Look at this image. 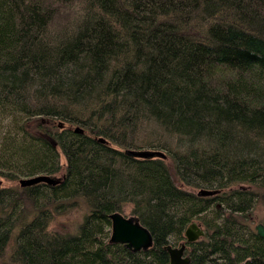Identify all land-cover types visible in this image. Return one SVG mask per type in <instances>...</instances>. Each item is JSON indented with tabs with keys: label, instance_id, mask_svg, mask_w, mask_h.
Returning <instances> with one entry per match:
<instances>
[{
	"label": "trees",
	"instance_id": "1",
	"mask_svg": "<svg viewBox=\"0 0 264 264\" xmlns=\"http://www.w3.org/2000/svg\"><path fill=\"white\" fill-rule=\"evenodd\" d=\"M5 114L24 142L0 177L62 173L0 189V253L13 240L16 264H169V239L209 211L189 264H264L249 215L264 211V0H0ZM148 125L169 141L139 144ZM137 146L168 155L125 153ZM81 204L74 231L49 228ZM129 205L145 251L109 242Z\"/></svg>",
	"mask_w": 264,
	"mask_h": 264
},
{
	"label": "rangeland",
	"instance_id": "2",
	"mask_svg": "<svg viewBox=\"0 0 264 264\" xmlns=\"http://www.w3.org/2000/svg\"><path fill=\"white\" fill-rule=\"evenodd\" d=\"M64 125H66V123H64ZM138 134H140V132H138ZM162 134H165V133H163L162 128H160L159 126L148 125V126L144 127V130L141 133L140 137H137V139H135V140L139 144H143V145L147 144V142L143 143L144 140H146V139H148L153 144L162 145L163 142L165 141V139H166V142H168L170 139V138H168ZM23 136L24 135L21 132V130L19 131V121H18L17 116H15L14 114L0 115V156L4 157L3 151L5 150V147L7 145H9L10 142H14L17 145L23 144V142H24L22 139ZM110 146L111 147L114 146V148L117 147L115 145H110ZM117 148H119V147H117ZM128 149L160 151L163 153L165 158L168 155L164 148L158 147V146H154V148L138 147L137 146V147L126 148L125 151ZM122 150H124V149H122ZM8 158L9 157H6L5 160H8ZM20 164H21L20 161H19V163L16 161H13L11 163H8L7 161H1L0 162V166H8V167L10 166L13 168L19 167ZM51 177H54V179H56L58 177H62V173H56L54 175H51ZM23 178H26V177L20 176L16 180H9V179H5L3 177H0V189H12V193L17 194L18 191L20 190L19 180L23 179ZM4 202L5 201H3L2 203H4ZM8 210H10V209H8ZM8 210H6V211H8ZM11 212H12V210H11ZM85 212H86V207L83 206V204L74 205L73 207L69 208L66 212H63L62 214L60 213V215H57L55 217V219H53V221L50 223L49 228L52 229V231H54V230L63 231V232L74 231L77 224H79L81 222ZM122 213L124 215H131L130 205L127 206V208ZM215 214H216V212L209 211L203 215L202 219L194 218L192 220H193V222L200 224L201 228L204 229L205 226L203 225L202 221L204 220V221L209 222L210 224H214ZM263 214H264V211H263L262 204L255 203L253 208L251 210H249V215L251 218H253V221L250 223L252 227H254L257 222L261 221ZM1 215L2 214L0 213V216ZM108 238H110V232L108 234ZM169 242L174 246H178L181 242H183V240L181 239V240L174 241L173 239H169ZM13 245H14V243L12 240L11 243H9V245H7L3 248V250L0 253V264H16L11 259V253H12ZM189 250L190 249H186L185 254H187V251L189 252Z\"/></svg>",
	"mask_w": 264,
	"mask_h": 264
},
{
	"label": "water",
	"instance_id": "3",
	"mask_svg": "<svg viewBox=\"0 0 264 264\" xmlns=\"http://www.w3.org/2000/svg\"><path fill=\"white\" fill-rule=\"evenodd\" d=\"M75 131L82 132L78 127ZM126 154L138 157V158H154L162 157L163 153L160 151L149 150H131L125 151ZM57 182L51 177L37 176L32 178H23L19 180L21 186L34 184L37 182ZM206 193L205 191H201ZM111 221L110 229V243L123 244L126 248L132 252L145 251L149 249L153 244V237L150 231L142 225L137 217L134 215H124L120 212H112L109 215ZM256 234L264 239V224L258 222L254 226ZM185 242H181L178 246H173L168 243L164 246V249L169 255V264H189L190 257L185 255L186 244L199 240L204 236V230L200 224L191 222L185 230Z\"/></svg>",
	"mask_w": 264,
	"mask_h": 264
},
{
	"label": "flooded vegetation",
	"instance_id": "4",
	"mask_svg": "<svg viewBox=\"0 0 264 264\" xmlns=\"http://www.w3.org/2000/svg\"><path fill=\"white\" fill-rule=\"evenodd\" d=\"M41 182H46V181H41ZM49 183V182H48ZM50 183H52V182H50Z\"/></svg>",
	"mask_w": 264,
	"mask_h": 264
},
{
	"label": "bare ground",
	"instance_id": "5",
	"mask_svg": "<svg viewBox=\"0 0 264 264\" xmlns=\"http://www.w3.org/2000/svg\"><path fill=\"white\" fill-rule=\"evenodd\" d=\"M186 247H187V245H186Z\"/></svg>",
	"mask_w": 264,
	"mask_h": 264
}]
</instances>
